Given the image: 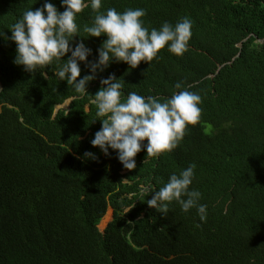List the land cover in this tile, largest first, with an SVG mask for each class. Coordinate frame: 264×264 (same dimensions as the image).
I'll list each match as a JSON object with an SVG mask.
<instances>
[{"label": "trees", "instance_id": "obj_1", "mask_svg": "<svg viewBox=\"0 0 264 264\" xmlns=\"http://www.w3.org/2000/svg\"><path fill=\"white\" fill-rule=\"evenodd\" d=\"M52 2L63 11L60 0ZM43 3L0 0V32L10 37L23 10ZM108 7L145 8L149 28L189 16L192 37L181 57L165 47L159 59L134 69L112 62L88 93L95 95L110 73L123 79L125 94L169 97L181 81L201 95V119L172 152L141 158L120 176L115 151L90 149L89 137L102 126L91 96L60 80L55 64L25 71L13 62L15 43L0 37V264H264V0H103L101 10ZM93 18L90 8L78 14L80 37L73 42L83 39L92 49L89 60L106 39L83 32ZM88 73L81 63V76ZM70 97L78 98L67 113L55 109ZM85 152L98 159H84ZM140 157L146 150L135 160ZM192 162L191 187L208 206L206 222L174 202L166 216L147 209L151 194L139 186L161 187ZM107 202L114 218L100 234L96 225ZM144 209L147 223L125 228L124 217ZM127 232L130 241L120 238Z\"/></svg>", "mask_w": 264, "mask_h": 264}, {"label": "clouds", "instance_id": "obj_2", "mask_svg": "<svg viewBox=\"0 0 264 264\" xmlns=\"http://www.w3.org/2000/svg\"><path fill=\"white\" fill-rule=\"evenodd\" d=\"M102 2L103 0H60L63 8L60 11L52 0H44L43 5L35 10L32 6L23 10L22 15L10 26V37L5 36L4 31L0 32V37L15 43L13 62L16 65L23 66L29 73H36L40 68L55 64L57 68L54 73L60 80L71 84L81 97L90 95L87 91L89 83L114 61L126 63L130 69H134L141 62L150 64L159 59V54L165 47L177 57L183 56L188 50L194 23L189 16H183L175 24L164 21L159 28H149L143 19L147 15L145 8L128 7L124 11H117L115 7H108L102 11ZM89 8L94 13V18L90 24L83 26V32L88 37H106L97 49L98 55L94 60L88 59L92 55V49L86 46L83 39L73 44L74 38L80 37L78 14ZM81 63L89 69V73L83 76ZM100 85L95 95H90L91 103L97 109L96 120L102 124L94 136L89 137L90 149L98 147L105 156L111 155L110 149L115 151L124 168L119 172L120 176L135 169L141 158L158 159L162 153L172 152L183 140L188 126L197 124L201 119V95L190 91L181 81L175 83L174 88L178 91H174L169 97L145 96L136 91L125 94V83L115 73L102 77ZM75 98L78 97H70L55 109H62L67 113ZM66 101L69 104L62 108ZM90 134L87 131L85 137ZM142 150H146L147 157L135 160ZM83 158L98 159L93 152H85ZM144 160L141 162L144 163ZM196 167V163L192 162L179 172L171 173L161 187L156 188L151 183L139 186L141 194H151L146 208L158 210L166 216L174 202L185 213L195 209L201 223L206 222L208 206L200 202L202 193L191 187ZM121 183L131 185L130 181L122 177ZM134 196L136 195H129V199ZM138 200L137 197L124 213L128 214ZM108 209L113 213L109 225L114 218V208L108 202L100 220L106 214L110 215L106 212ZM124 219L125 228L129 225L142 226L148 221L146 209L139 215ZM196 227H201V224H196ZM106 228L99 232L97 227V231L103 234ZM124 235L130 241V232L122 234L120 238ZM138 235L139 239L143 238L141 231ZM133 247L136 250L147 249L146 246Z\"/></svg>", "mask_w": 264, "mask_h": 264}, {"label": "rangeland", "instance_id": "obj_3", "mask_svg": "<svg viewBox=\"0 0 264 264\" xmlns=\"http://www.w3.org/2000/svg\"><path fill=\"white\" fill-rule=\"evenodd\" d=\"M69 104V101H66L64 105H62V108H65ZM58 110V108L56 109ZM106 212H109V214H106L103 219L100 220L98 224V230L99 232H103V230L107 227L108 223L112 220L113 213L111 212V209H108Z\"/></svg>", "mask_w": 264, "mask_h": 264}]
</instances>
